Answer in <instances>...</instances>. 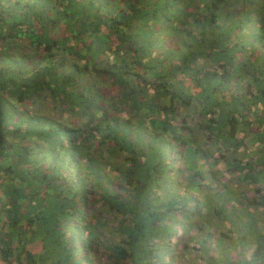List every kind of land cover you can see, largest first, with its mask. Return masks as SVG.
<instances>
[{
    "label": "trees",
    "instance_id": "obj_1",
    "mask_svg": "<svg viewBox=\"0 0 264 264\" xmlns=\"http://www.w3.org/2000/svg\"><path fill=\"white\" fill-rule=\"evenodd\" d=\"M0 264H264V0H0Z\"/></svg>",
    "mask_w": 264,
    "mask_h": 264
},
{
    "label": "rangeland",
    "instance_id": "obj_2",
    "mask_svg": "<svg viewBox=\"0 0 264 264\" xmlns=\"http://www.w3.org/2000/svg\"><path fill=\"white\" fill-rule=\"evenodd\" d=\"M233 9V8H232ZM66 120V118L64 119V121ZM197 135L201 137L200 131L197 132ZM211 149H214V147H212ZM229 178H231L232 180L228 182V185L230 186V188H232L233 193L236 194V192L238 191V193L240 191H242V189H244V186L247 184L246 181L243 182V184H241L242 188L238 189V185H239V180L241 179L240 176H236L235 174L230 173L229 175H227ZM235 179V180H234ZM230 180V179H229ZM241 181V180H240ZM240 194V193H239ZM238 194V195H239ZM237 195V194H236ZM242 196V194H240ZM227 232V231H226ZM233 236V235H232ZM231 240V244H234V248H236V242H235V238L232 237ZM229 242V241H228ZM237 249V248H236Z\"/></svg>",
    "mask_w": 264,
    "mask_h": 264
}]
</instances>
